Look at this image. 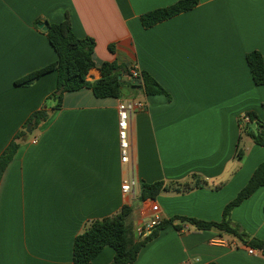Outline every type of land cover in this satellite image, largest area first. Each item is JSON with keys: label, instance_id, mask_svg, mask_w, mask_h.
<instances>
[{"label": "crops", "instance_id": "obj_1", "mask_svg": "<svg viewBox=\"0 0 264 264\" xmlns=\"http://www.w3.org/2000/svg\"><path fill=\"white\" fill-rule=\"evenodd\" d=\"M178 1L0 0V155L32 113L48 112L26 129L0 182V264H73L76 236L125 205L133 208L136 238L153 203L163 221L221 222L264 162V147L243 132L249 112L264 122V85L254 83L246 60L253 51L264 59V0H198L189 11L143 27L142 15ZM67 17L77 37L95 41L89 81L101 77L104 62H116L149 73L168 95H146L139 83L124 86L119 99L84 88L66 92L60 107L48 104L58 55L39 25ZM37 72L30 86L16 85ZM127 100L142 107L129 119L130 161L122 163L117 108ZM194 174L206 184L139 198L143 183H182ZM131 178L135 197L121 191ZM230 220L264 240V186L233 208ZM175 225L148 242L133 264H264V251L230 234ZM114 254L106 246L89 264H110Z\"/></svg>", "mask_w": 264, "mask_h": 264}, {"label": "trees", "instance_id": "obj_2", "mask_svg": "<svg viewBox=\"0 0 264 264\" xmlns=\"http://www.w3.org/2000/svg\"><path fill=\"white\" fill-rule=\"evenodd\" d=\"M198 0H180L177 3L145 13L141 16L144 28H150L158 23L168 20L178 14L193 9ZM48 39L58 55L57 61V85L49 99L56 100V107H60L64 94L81 89H90L97 98H122L124 86L134 87L132 80H138L146 95H168L165 89L147 72H142L139 77L131 76V69L127 66L118 65L116 62H104L100 67L101 77L96 81L88 80V73L93 68L92 55L95 49V41L90 37H77L68 17L60 22L48 25ZM113 50V45L109 46ZM254 83L257 86L264 85V59L260 52L253 51L246 55ZM41 76V72L33 73L16 82L17 86H30ZM128 76V80L124 79ZM137 87V86H136ZM250 123L243 126V132L248 135L255 144L264 147V122L254 112L246 114ZM48 118L46 110H39L30 115L24 128L18 131L7 147L0 155V182L16 155L20 142L27 135L26 129L30 126L35 128L38 124ZM254 125V126H252ZM238 156L243 155L241 149L237 150ZM206 182L199 175H192L190 181L167 184L155 182L143 183L139 198L142 201L154 200L164 190L176 192H188L200 188ZM264 186V162L259 164L249 179L246 186L238 195L229 202L224 211L221 222H205L194 218L174 217L163 221L155 227L151 233L144 237H135L131 216L133 208L125 205L121 210L108 218L95 220L89 223L87 228L76 236L73 246V264H89L106 247L114 251V258L110 264H133L141 249L150 241L155 239L161 230L169 225L177 229L180 226L176 222L187 223L197 230L217 229L238 238L244 244L264 251V240L250 238L246 233L240 231L238 226L232 225L230 214L233 208L250 198L259 188Z\"/></svg>", "mask_w": 264, "mask_h": 264}, {"label": "built area", "instance_id": "obj_3", "mask_svg": "<svg viewBox=\"0 0 264 264\" xmlns=\"http://www.w3.org/2000/svg\"><path fill=\"white\" fill-rule=\"evenodd\" d=\"M131 76L139 77L140 73L137 69H131ZM142 107V104L135 100H127L120 102L117 108L118 116V137H119V149L121 155V162L128 163L130 161V143L128 137L129 130V119L131 114ZM246 122L249 121L248 118L244 117ZM135 187L136 181L134 178L123 179L121 185L122 194L127 196L135 197ZM162 218L159 214V207L157 204L153 203L151 206V214L147 217V222L143 224L142 228L139 229L138 235L144 236L145 233H151V231L162 223ZM250 254H254V250L249 251Z\"/></svg>", "mask_w": 264, "mask_h": 264}, {"label": "water", "instance_id": "obj_4", "mask_svg": "<svg viewBox=\"0 0 264 264\" xmlns=\"http://www.w3.org/2000/svg\"><path fill=\"white\" fill-rule=\"evenodd\" d=\"M39 27H40L43 31H45V32L48 31V24H47V23L40 24ZM139 83H140V82H139L138 80H132V84L134 85V88H135L136 86H138ZM29 131H30V127L27 128V132H29Z\"/></svg>", "mask_w": 264, "mask_h": 264}, {"label": "rangeland", "instance_id": "obj_5", "mask_svg": "<svg viewBox=\"0 0 264 264\" xmlns=\"http://www.w3.org/2000/svg\"><path fill=\"white\" fill-rule=\"evenodd\" d=\"M127 96H128V93H127V91H126L124 97H127ZM54 101H56L54 98L49 99L48 104H50V103H52V102H54Z\"/></svg>", "mask_w": 264, "mask_h": 264}]
</instances>
